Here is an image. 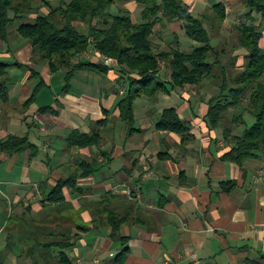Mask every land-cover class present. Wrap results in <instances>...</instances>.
<instances>
[{"label":"crops","instance_id":"0c3cea01","mask_svg":"<svg viewBox=\"0 0 264 264\" xmlns=\"http://www.w3.org/2000/svg\"><path fill=\"white\" fill-rule=\"evenodd\" d=\"M176 24L172 33L180 28ZM31 54L30 44L15 34L0 40V61L10 64L0 76L6 92L5 99L0 97V140L26 135L37 147L11 154L0 151V193L9 200L11 212L16 206L31 214L44 213L41 185L50 188L71 173L75 158H95L101 164L98 169L78 180L90 195L86 202L110 191L120 206L134 205L133 220L122 229L130 236L123 264H264V157L247 160L242 169L222 159L230 145L203 120L205 102L192 109L191 101L180 93L181 101L171 106L190 124L189 138L157 130L148 119L131 132L115 109L101 127V148H69L67 138L73 129L94 131L105 117L103 109L115 106L117 97L111 90L117 73L106 74L109 80L101 87L98 73L82 68L64 92L65 70L49 72L45 64L32 62ZM89 57L87 52L80 58ZM85 74L87 79L82 80ZM40 78L43 84L32 98ZM74 78L78 88L72 85ZM134 115L136 121L135 110ZM65 194L78 209V198ZM81 220H91L88 209ZM109 233L108 226L83 233L71 250L73 264L77 260L119 264L115 258L121 246ZM3 247L0 243V251Z\"/></svg>","mask_w":264,"mask_h":264},{"label":"trees","instance_id":"16d2710c","mask_svg":"<svg viewBox=\"0 0 264 264\" xmlns=\"http://www.w3.org/2000/svg\"><path fill=\"white\" fill-rule=\"evenodd\" d=\"M129 1L140 7L139 20H134L129 8L112 10L118 0H0V40L15 34L30 44L32 62L45 64L52 73L64 69V92L69 90L73 74L82 68L104 73L106 80L105 74L117 73L111 90L117 97L115 106L103 109L105 117L96 122L98 127L94 131L73 129L67 138L68 147L101 148V127L107 125L115 109L132 132L137 128L133 105L136 99L155 97L160 92L170 94L184 86H199L210 78L217 92L205 102L207 108L202 118L209 129L230 145L222 159L242 169L247 160L263 158L264 0H242L247 8L246 18L234 27L242 51L233 58L241 56L244 61L235 75L229 67L235 62L221 61L225 49L216 48L210 34L211 29L216 32L214 28L222 26L227 16L223 0H208L213 15L201 17L193 15L182 0ZM255 14L260 23L252 21ZM161 18L166 24L180 23L184 36L194 43L181 49L178 36L172 33L175 45L156 50L152 36ZM87 52L90 57L82 60L80 57ZM105 58H113L116 63L107 65ZM14 64L20 66L18 62ZM9 66L0 61V76L7 73ZM166 71L170 79H164ZM31 73L39 72L32 69ZM4 84L0 82L3 99ZM42 84L40 78L32 98ZM190 107L193 109L192 103ZM154 124L157 130L174 132L182 139L192 136L190 124L175 107L164 108ZM24 150H37L26 135H8L0 140V151L11 154ZM100 152L107 155L105 150ZM75 159L76 168L71 173L50 188L48 184L41 185L43 216H30L26 207L23 213L14 212V224L6 225L8 235L2 243L0 262L1 256L6 259L10 253L28 259L29 264H73L71 250L82 234L108 226L110 239L121 246L115 262L123 264L130 251V236L124 235L122 229L133 220L134 205L120 206L118 196L110 191L92 203L86 202L87 190L78 180L93 174L101 164L95 158ZM66 191L78 198V209L68 201ZM86 209L91 220L84 223L81 213Z\"/></svg>","mask_w":264,"mask_h":264},{"label":"rangeland","instance_id":"374dc122","mask_svg":"<svg viewBox=\"0 0 264 264\" xmlns=\"http://www.w3.org/2000/svg\"><path fill=\"white\" fill-rule=\"evenodd\" d=\"M53 2L56 0H52ZM186 6L189 7V10L192 11V14L201 17V15H206V16H212L213 15V10H212V4L208 0H182ZM194 1V2H193ZM225 3L226 7V12L227 16L220 28L216 27L214 28L216 32L211 29L210 34L212 35V44L215 45L216 48L225 49V55L221 56V61L226 63L228 60L234 61L235 64L233 66H229L232 69L231 74L235 75L237 74L240 69L241 65L244 61V59L241 56H236V58H233V55H238L242 49L238 44L237 40V35H236V29L234 27L238 25L239 23H242L245 21V12L247 11V8L245 7L244 3L242 0H223ZM190 6L192 7L190 9ZM123 7H130L132 11V15L134 20H139L140 19V7L136 5V3H133L129 0H118V2L113 6L112 10L116 11V9H122ZM161 23H158L155 25V33L152 36L154 45L156 50L159 49H167L170 46H174V35L172 34L171 26L172 28H177V24H166L165 19L161 18ZM254 23H260V17L259 15L255 14V19L252 20ZM180 26V23H179ZM179 39V48L183 49L190 44L194 43L193 41L188 40L183 33V30L180 28L174 32ZM263 41L261 42V45H263ZM238 53V54H237ZM104 73L97 74L99 81H100V86L105 87L106 79L103 77ZM162 75L164 73H161ZM93 72H90L88 77L90 81L93 80ZM106 75V74H105ZM82 80H86L87 76H80ZM96 81V76L94 77ZM164 79H170L169 72L166 71V76ZM75 82H77L76 78L72 80V85L76 88H78L80 85L75 86ZM96 81L95 84L98 85ZM177 92L176 93H171V94H165V93H158L156 94L155 97H141L138 98L134 101V110L136 113V121L135 125L139 126L141 122L145 121V119H148L147 122H150L151 120L156 122V120L159 117V114L156 113L158 110L160 111L161 109H164L166 107H171L172 105H177L179 101H181V98L179 97L182 93L184 94L188 100L191 101L193 104V108L199 109V104L200 102H206L207 99H209L214 93L217 92V86L213 80L210 78L205 79L203 83L199 86H184L181 89H175ZM180 91V92H178ZM179 95V96H178ZM187 99H185L186 101ZM152 111H155V113L151 114ZM144 119V120H143ZM108 136H110V133L108 132ZM103 135L106 136V133L104 131ZM107 141L109 142L110 139L107 137ZM88 193V192H87ZM86 199H90L89 193L86 196ZM24 207H17L13 212H11V204L9 200H5L1 193H0V217H4L3 220L0 221V225H4L5 227H2V233L0 231V243L5 242L6 236L8 235L6 233L7 226H12L14 224V219L15 215L14 212L17 213H23ZM25 212V211H24ZM30 216L33 217H41L43 216V212L41 211L40 214H31V212H28ZM11 216L10 219H8ZM7 225V226H6ZM3 245V244H2ZM119 248V246H118ZM116 250V249H114ZM14 251H17L14 249ZM12 256V255H11ZM90 257V254H89ZM2 262L4 264H29V260L26 258H16L13 257L11 259L4 258L1 256ZM94 264L90 263V261H82V260H77L76 264ZM103 264V262H102Z\"/></svg>","mask_w":264,"mask_h":264},{"label":"built area","instance_id":"2783aa9c","mask_svg":"<svg viewBox=\"0 0 264 264\" xmlns=\"http://www.w3.org/2000/svg\"><path fill=\"white\" fill-rule=\"evenodd\" d=\"M104 62L107 65H113L114 63H116V61L113 58H105Z\"/></svg>","mask_w":264,"mask_h":264}]
</instances>
